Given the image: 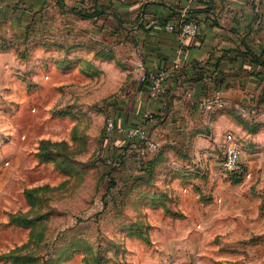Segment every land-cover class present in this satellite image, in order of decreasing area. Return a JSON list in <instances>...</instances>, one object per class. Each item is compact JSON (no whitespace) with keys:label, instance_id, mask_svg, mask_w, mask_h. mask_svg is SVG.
I'll use <instances>...</instances> for the list:
<instances>
[{"label":"rangeland","instance_id":"obj_1","mask_svg":"<svg viewBox=\"0 0 264 264\" xmlns=\"http://www.w3.org/2000/svg\"><path fill=\"white\" fill-rule=\"evenodd\" d=\"M82 60L29 55L33 71L0 85V264H264V181L250 165V178L235 179L194 163L208 202L173 203L166 218L127 201L106 129L115 57L99 68ZM42 139L59 142L50 157L37 154Z\"/></svg>","mask_w":264,"mask_h":264},{"label":"crops","instance_id":"obj_2","mask_svg":"<svg viewBox=\"0 0 264 264\" xmlns=\"http://www.w3.org/2000/svg\"><path fill=\"white\" fill-rule=\"evenodd\" d=\"M186 18L200 30L181 43L166 25ZM62 53L97 68L115 57V123H143L159 143L144 159L148 170L136 175L143 161L132 141L117 129L109 141L123 162L115 170L131 188L127 201H144L148 219L150 210L166 218L173 203L188 198L208 202L210 181H191L193 165L213 178L223 174L227 134L264 181V0H0V85L15 84L13 70L33 71L29 55L49 64ZM157 70L166 72L164 91L152 95L140 75ZM217 89L223 108L197 104Z\"/></svg>","mask_w":264,"mask_h":264},{"label":"built area","instance_id":"obj_3","mask_svg":"<svg viewBox=\"0 0 264 264\" xmlns=\"http://www.w3.org/2000/svg\"><path fill=\"white\" fill-rule=\"evenodd\" d=\"M208 1V0H204ZM169 31L176 30L181 43H185L187 37L196 35L200 30V23L196 19L183 20L181 24L169 23L166 25ZM181 55L177 54L174 59V65L176 67L181 64ZM166 72L163 70L151 71L148 73H142L140 80L149 85V90L152 95L160 94L164 91V80ZM187 96L192 99V93L188 92ZM197 104L205 110H214L217 108H223L225 106V98L220 89H217L212 95L199 99ZM107 132H113L117 129L123 132L127 138L134 142L138 149V155L140 158L146 157L149 153L156 151L159 148L157 140L150 136L147 126L143 123L124 126L117 125L115 120L109 119L106 126ZM226 146L223 157V167L227 173L235 178L244 179L252 176L251 171L247 169L246 164L242 158V148L234 140L232 134L226 135Z\"/></svg>","mask_w":264,"mask_h":264},{"label":"trees","instance_id":"obj_4","mask_svg":"<svg viewBox=\"0 0 264 264\" xmlns=\"http://www.w3.org/2000/svg\"><path fill=\"white\" fill-rule=\"evenodd\" d=\"M82 15L83 16H87V17H89V16H92L93 15V13H88V12H85V13H82ZM185 20H189V18H186ZM182 22V21H181ZM181 22L179 23V25L181 24ZM49 143H53L54 145H58V143L59 142H51L50 140H48V139H42L41 141H40V143H39V149H38V151H37V154H39V156L41 157L42 156V158H47V156L48 157H50V155H46V154H44V151L46 150V147H47V145H49ZM133 143V146L136 148V145H135V143L134 142H132ZM148 156V155H147ZM146 156V157H147ZM146 157H143V158H141V161L140 162H142L143 161V163L142 164H145V158ZM141 170H143V171H147L148 170V167H146V165L142 168L141 167ZM234 177V176H233ZM235 179H239V178H235Z\"/></svg>","mask_w":264,"mask_h":264}]
</instances>
